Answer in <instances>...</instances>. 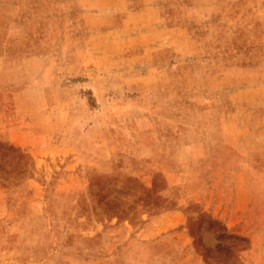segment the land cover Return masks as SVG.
Masks as SVG:
<instances>
[{"label": "rangeland", "instance_id": "374dc122", "mask_svg": "<svg viewBox=\"0 0 264 264\" xmlns=\"http://www.w3.org/2000/svg\"><path fill=\"white\" fill-rule=\"evenodd\" d=\"M0 264H264V0H0Z\"/></svg>", "mask_w": 264, "mask_h": 264}, {"label": "crops", "instance_id": "0c3cea01", "mask_svg": "<svg viewBox=\"0 0 264 264\" xmlns=\"http://www.w3.org/2000/svg\"><path fill=\"white\" fill-rule=\"evenodd\" d=\"M237 108H238V106H236ZM244 108H247V109H251V108H249V106L247 105V104H245L244 106H243ZM235 109V108H234ZM252 110H254V109H252ZM255 114V113H254ZM257 115H261V113L260 112H258V113H256ZM257 137H263V133H259L258 134V136ZM255 145V144H254ZM226 146H228L229 148H231L232 149V147H234V145L232 144V142H230V143H227V145ZM252 149V150H251ZM250 150L251 151H253V152H251V151H249V152H247V154L246 153H244V155L246 154V156L248 157L251 153H253V154H255V155H257V154H260V151H261V149H262V143L260 142V143H258L257 144V146H252V148H251ZM252 163H253V161H251V159H249V157H248V160H246V162H245V165L243 166V167H241V168H244V167H246L245 169H241V171L240 170H235V178H234V183H233V188L235 189V193H236V190L238 189V187H239V185H238V179H237V177H238V175L239 174H244V172L246 173V175L249 177V175H250V173H251V165H252ZM253 173V172H252ZM247 205V204H246ZM238 207L235 205V203L233 202V206H231V210H230V215L232 216V214H234V209L236 210ZM230 216V218H232Z\"/></svg>", "mask_w": 264, "mask_h": 264}]
</instances>
